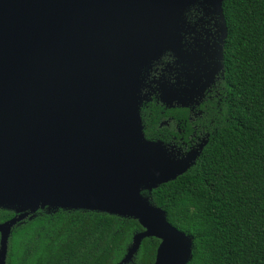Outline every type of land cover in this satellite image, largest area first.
Returning a JSON list of instances; mask_svg holds the SVG:
<instances>
[{
	"label": "water",
	"instance_id": "95a60500",
	"mask_svg": "<svg viewBox=\"0 0 264 264\" xmlns=\"http://www.w3.org/2000/svg\"><path fill=\"white\" fill-rule=\"evenodd\" d=\"M222 0H0V264L11 227L36 209L98 211L138 221L156 237L153 264H187L192 238L141 190L187 170L185 154L144 137L139 115L142 69L176 52L186 11L215 15L226 37ZM218 65L222 66L219 46ZM192 100L212 75L194 81ZM202 81V82H201ZM161 87L163 102L172 99ZM185 105V104H182Z\"/></svg>",
	"mask_w": 264,
	"mask_h": 264
},
{
	"label": "trees",
	"instance_id": "16d2710c",
	"mask_svg": "<svg viewBox=\"0 0 264 264\" xmlns=\"http://www.w3.org/2000/svg\"><path fill=\"white\" fill-rule=\"evenodd\" d=\"M221 6L219 96L200 103L209 135L187 170L141 193L191 236L187 264H264V0ZM14 215L0 206V223ZM140 230L133 218L38 208L11 227L5 264H117ZM158 244L145 237L125 264H153Z\"/></svg>",
	"mask_w": 264,
	"mask_h": 264
},
{
	"label": "flooded vegetation",
	"instance_id": "af4514ba",
	"mask_svg": "<svg viewBox=\"0 0 264 264\" xmlns=\"http://www.w3.org/2000/svg\"><path fill=\"white\" fill-rule=\"evenodd\" d=\"M181 35L174 42L176 52L165 51L142 69L139 115L147 139L185 153L197 148L209 135L200 105L219 96L223 68L218 65L221 43L215 15L191 6ZM192 74L195 82H204L212 75L202 98L195 95L193 100ZM161 87L170 89V101L161 100Z\"/></svg>",
	"mask_w": 264,
	"mask_h": 264
}]
</instances>
